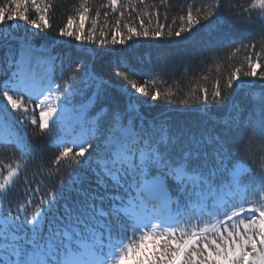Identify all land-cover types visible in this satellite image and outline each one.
Instances as JSON below:
<instances>
[{
	"label": "snow or ice",
	"instance_id": "1",
	"mask_svg": "<svg viewBox=\"0 0 264 264\" xmlns=\"http://www.w3.org/2000/svg\"><path fill=\"white\" fill-rule=\"evenodd\" d=\"M55 18L56 0L0 4V264H264V0H79ZM204 29L201 63L232 69L211 88L138 57Z\"/></svg>",
	"mask_w": 264,
	"mask_h": 264
},
{
	"label": "trees",
	"instance_id": "2",
	"mask_svg": "<svg viewBox=\"0 0 264 264\" xmlns=\"http://www.w3.org/2000/svg\"><path fill=\"white\" fill-rule=\"evenodd\" d=\"M5 0H0V4L4 3ZM79 0H56V18L54 23L56 25L62 26L63 22L66 19V15L71 13V6L74 3H78ZM97 3L102 2V0H96ZM158 2V0H148V3ZM173 2L180 6L184 7L186 5L187 0H173ZM103 11V10H102ZM183 14L179 11V9H175L170 11L168 14V20L163 21L166 24H170L172 19L178 15ZM103 16L101 17V21L103 22ZM114 24V20L112 17H109ZM90 23V21H89ZM173 28L176 25H172ZM106 31L108 29H105ZM195 32V29L193 30ZM191 33L182 34L181 38H179V42L174 37L172 41L169 42L166 38H161L158 40H141L137 42V53L138 57H143L145 61L151 59L155 62L158 58L166 59L170 64L175 67V70L178 74L184 77L186 82L185 90L189 86L195 87L197 86V81H199L200 86H206L211 88V85L215 82V79L221 78L220 73L227 74L228 71L232 70L229 65H226L223 60L219 61H207L205 60L201 63L199 59V51L203 50V46L206 45L210 37H216L217 33L209 32L207 29L201 30L196 33L192 39H185V36H191ZM229 35L233 39L239 40L241 38L240 33L237 29H230ZM250 39V37H249ZM74 43V42H73ZM131 43V42H130ZM143 44L144 47L140 48L139 45ZM91 47H95L94 45ZM119 47V46H117ZM56 52L65 53V52H73L74 55H79L78 52L71 50L67 45H58L55 49ZM233 51V49H228V53ZM222 55H225L222 53ZM245 52L242 50L234 60L231 62V65L238 66L243 62V57ZM111 63H115V59L111 61ZM94 64L99 66L100 64H104L107 66L109 64V60L105 57H95ZM208 76L209 79L207 82L200 79L202 76ZM139 82L143 83V80L140 76L134 77ZM180 85H174V87H179ZM118 87V86H117ZM2 103V101H0ZM159 104L160 102H155ZM172 107H175L172 106ZM11 129H5L0 126V141L4 140ZM31 132V129H29ZM30 139L32 137L30 136ZM32 143L37 151H42L44 156H49L55 151H57L54 147L49 145V142L44 139H32ZM31 175V174H29ZM250 198H253L250 196Z\"/></svg>",
	"mask_w": 264,
	"mask_h": 264
}]
</instances>
